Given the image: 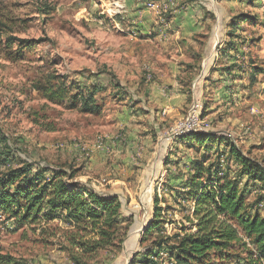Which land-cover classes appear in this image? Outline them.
<instances>
[{
  "label": "rangeland",
  "instance_id": "1",
  "mask_svg": "<svg viewBox=\"0 0 264 264\" xmlns=\"http://www.w3.org/2000/svg\"><path fill=\"white\" fill-rule=\"evenodd\" d=\"M143 1L0 0L3 38L8 36L14 40L34 41V49L26 51L22 59L11 54L15 46L9 49L0 43V139H7L14 155L32 164L77 171L74 181L79 183L88 181L97 186L112 177L108 170H93L92 153L85 157L81 148L91 147L97 136L116 132L113 131L117 125L114 113L124 108L127 87L135 80L143 83L144 73L155 65L154 60L157 61L159 55L164 58L168 54L167 48L160 51L158 46L144 43L139 36L134 41L130 40V32L137 30L134 23L140 22V19L132 22L135 19L133 8ZM170 1H153L157 9L151 12L160 24H166L169 20L168 14L172 12ZM172 1L178 4L174 8L179 11L190 6L198 7L200 14L210 24H214L223 14L233 13L231 8L236 10L234 16L242 12L257 17L258 23L243 26L238 37L242 40L240 49L247 56L243 61L245 66L246 62L251 61L256 68L254 82L244 77L246 88L259 95L256 97L259 113L256 109L250 111L252 116H261L264 123V89H260V85L264 86V5H261L262 8L241 7L239 0ZM229 32L227 29L226 33ZM147 36L152 38L151 35ZM223 46L219 43L214 50H222ZM190 50L188 58L191 57ZM120 80L125 82V86L119 85ZM56 82L65 85L68 95L52 103L43 97V90ZM94 86L97 88L94 98L100 109L96 113H82L79 100L72 97L78 93L87 95ZM120 87V91H117ZM194 103L197 102H191L189 107ZM185 114L186 111L182 118ZM205 114L202 113L204 117ZM210 124L208 132H213L215 124L213 121ZM258 135L252 134L255 143L246 144L247 147L239 143L240 137L227 136L264 165V140L262 137L258 139ZM178 144L187 155L183 159L188 157L185 163L188 164L192 158H201L202 148L197 152L198 147H190L187 141L182 142L181 139ZM164 162L169 163V167L164 169L170 170V179L182 174L174 169L178 161L171 158V161ZM225 162L221 158L220 164L225 165ZM166 173L161 178L163 183L152 187L150 192L147 186L139 192L128 186L129 193L115 187V196L122 203L121 212L127 223L124 228L115 231L117 234L105 250L85 258L87 264H133V261L142 259L144 248L150 244L149 241H141L142 233L152 220L155 195L160 208H171L164 215L167 237L173 239L181 226H189L185 218L191 213V205H177L162 192ZM108 187H104L106 193L109 192ZM253 198L254 194L249 197V202ZM74 232L72 227L59 222L26 225L17 229L13 221L6 222L0 218V253L24 264H73L71 242L73 238L78 239ZM163 255L166 258L161 260V264L170 260L167 253ZM227 264L239 262L231 260Z\"/></svg>",
  "mask_w": 264,
  "mask_h": 264
},
{
  "label": "trees",
  "instance_id": "2",
  "mask_svg": "<svg viewBox=\"0 0 264 264\" xmlns=\"http://www.w3.org/2000/svg\"><path fill=\"white\" fill-rule=\"evenodd\" d=\"M255 21L245 14L234 16L228 23L230 35ZM2 28L0 22V43L9 49L15 46L10 52L18 59L34 49V41L3 38ZM96 91L94 86L87 95L78 93L72 97L79 100L82 113L99 111ZM66 95L67 88L59 82L43 90V97L52 103ZM179 139L198 147L197 152L199 148L203 150L200 159L192 158L187 164L186 174L166 178L163 184L174 192L172 199L177 205H191V213L185 218L189 226H181L173 239L167 237L164 215L171 208H160L155 195L152 220L141 238L150 244L144 248L142 259L133 264H161V253H167L174 264H227L231 260L264 264V165L226 135L191 133ZM0 141V218L4 221H13L17 229L52 222L72 227L79 239L71 242L73 264H87L86 257L105 250L117 234L115 231L125 227L127 220L117 196H104L75 182L77 171L29 163L13 154L7 139ZM221 158L225 165L220 164ZM167 180L181 182L169 186ZM0 264L24 263L0 253Z\"/></svg>",
  "mask_w": 264,
  "mask_h": 264
},
{
  "label": "crops",
  "instance_id": "3",
  "mask_svg": "<svg viewBox=\"0 0 264 264\" xmlns=\"http://www.w3.org/2000/svg\"><path fill=\"white\" fill-rule=\"evenodd\" d=\"M153 1L158 0H144L134 6L135 19L132 22L136 19H140V22L134 23L137 32H130V40L134 41L139 36L144 43L158 46L160 51L167 48L168 54L164 58L159 55L157 61L151 56L155 65L151 66V72L147 69L148 72L144 73V82L135 80L129 84L124 108L114 113L117 125L113 131L117 133L105 134L108 138L106 148L92 152L93 170H108L112 177L97 186L88 181L81 184L104 196L115 195V187H121V190L129 193L128 186L133 187L135 192L147 186L150 192L152 187L163 183L161 178L165 172L170 179V170L164 169L169 167V163L164 164V161H171V158L178 161L177 166H174L177 173H186L185 162L188 157L183 159L185 150L170 131L187 112L191 102L202 104L203 114L207 113L205 117L202 116L215 124L212 133L238 136L241 140L239 143L244 147L255 143L252 134L258 133V139L262 137L264 140L263 120L261 116H252L251 113L254 109L258 111L256 97L259 95L250 92L244 83L247 78L250 82L256 79L255 63L246 62V67L243 61L247 56L240 49L242 40L238 33L243 31L245 25L234 30L233 36L229 34L228 23L236 15V10L231 8L233 13L221 14L219 20L210 24L200 14L198 7L175 10L178 4L171 0L169 20L166 24H160L154 13L146 8V3ZM239 1L241 7L262 8L261 5H264L263 0L251 3ZM254 18L255 24L251 26L258 23L257 17ZM227 29L230 31L228 34ZM147 35L152 38H147ZM219 43L224 45L222 50H214V46ZM228 44L231 46L226 50ZM119 85L123 87L125 82L120 80ZM260 89H264V86L260 85ZM180 182L169 180L167 185L178 186ZM107 186L108 193L104 190ZM162 192L171 199L174 196L173 191L164 187Z\"/></svg>",
  "mask_w": 264,
  "mask_h": 264
},
{
  "label": "built area",
  "instance_id": "4",
  "mask_svg": "<svg viewBox=\"0 0 264 264\" xmlns=\"http://www.w3.org/2000/svg\"><path fill=\"white\" fill-rule=\"evenodd\" d=\"M146 8L155 11L157 8L154 3L147 2ZM150 79V77H148ZM203 106L201 103L192 104L185 116L175 123L170 133L173 138H181L191 133H206L211 129L210 122L202 116ZM107 137L97 136L95 142L91 147L83 146L81 148L82 154L85 157H89L92 153V149H103L106 148ZM164 254V253H163ZM162 253L161 260L166 258ZM163 264H174L173 260H168Z\"/></svg>",
  "mask_w": 264,
  "mask_h": 264
}]
</instances>
